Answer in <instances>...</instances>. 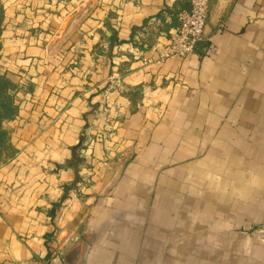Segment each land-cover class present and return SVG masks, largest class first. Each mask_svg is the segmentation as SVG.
<instances>
[{"label":"crops","instance_id":"obj_1","mask_svg":"<svg viewBox=\"0 0 264 264\" xmlns=\"http://www.w3.org/2000/svg\"><path fill=\"white\" fill-rule=\"evenodd\" d=\"M15 86L0 264H264V0H0Z\"/></svg>","mask_w":264,"mask_h":264},{"label":"built area","instance_id":"obj_2","mask_svg":"<svg viewBox=\"0 0 264 264\" xmlns=\"http://www.w3.org/2000/svg\"><path fill=\"white\" fill-rule=\"evenodd\" d=\"M210 15V0H190V9L179 13L178 27L171 31L160 61L193 55L204 40Z\"/></svg>","mask_w":264,"mask_h":264},{"label":"trees","instance_id":"obj_3","mask_svg":"<svg viewBox=\"0 0 264 264\" xmlns=\"http://www.w3.org/2000/svg\"><path fill=\"white\" fill-rule=\"evenodd\" d=\"M3 10L0 7V38L2 34ZM1 50V44H0ZM14 84L5 76L0 75V163L10 157V147L8 146L9 134L4 129V123L12 121L18 112L15 105L12 91Z\"/></svg>","mask_w":264,"mask_h":264},{"label":"water","instance_id":"obj_4","mask_svg":"<svg viewBox=\"0 0 264 264\" xmlns=\"http://www.w3.org/2000/svg\"><path fill=\"white\" fill-rule=\"evenodd\" d=\"M200 45V43L198 44V46Z\"/></svg>","mask_w":264,"mask_h":264}]
</instances>
